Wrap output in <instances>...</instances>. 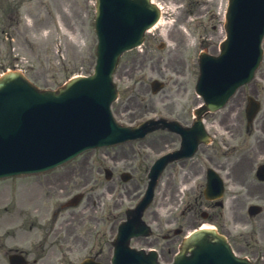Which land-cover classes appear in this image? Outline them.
Wrapping results in <instances>:
<instances>
[{"label":"rangeland","instance_id":"rangeland-1","mask_svg":"<svg viewBox=\"0 0 264 264\" xmlns=\"http://www.w3.org/2000/svg\"><path fill=\"white\" fill-rule=\"evenodd\" d=\"M77 3L74 8L73 5L68 7L64 0H0V70L2 67L18 65L37 83L48 86L61 83L70 72H88L92 66L96 40L86 0H77ZM223 5V0H218V12ZM63 11L73 15L72 18L65 17ZM164 26L165 30L160 33V29V34L155 30L147 34L152 43L149 41L142 49L133 50L121 58L115 75L121 95L113 104L114 110L127 104L130 110L125 114H175L184 108L185 113H188L199 102L193 93V84L197 74L196 56L201 46L205 45L199 41L200 28L187 25L189 34L184 36L180 45L177 43L180 36H168V27ZM221 38L219 30L217 35L215 33L209 39L207 45L210 52L218 51ZM161 41L165 46L158 49ZM134 59L135 69H131ZM154 77L167 82L165 89L157 94H151L149 89V81ZM130 85L134 86L133 90L126 88ZM229 107L207 117L211 127L224 135H227L226 127L234 129L229 125V122L234 124V114H225ZM223 120L225 126L220 123ZM147 143H150V139ZM118 149L102 151L113 154ZM100 153L96 150L80 158L99 159ZM200 156L193 159L197 160ZM230 160L234 163V153ZM225 161L227 163L226 158ZM183 170H187V167ZM229 171V167L224 169V172ZM164 186L163 179L157 188L158 197Z\"/></svg>","mask_w":264,"mask_h":264},{"label":"water","instance_id":"water-1","mask_svg":"<svg viewBox=\"0 0 264 264\" xmlns=\"http://www.w3.org/2000/svg\"><path fill=\"white\" fill-rule=\"evenodd\" d=\"M248 0H238L237 4L234 6V9L238 10V9H243L246 7ZM131 3H133L135 6H137L138 8L142 9L144 12L149 13L150 15H152L153 13V9L152 7H150L147 4L146 0H133L131 1ZM131 7V5L127 2H122L118 5L117 10L116 11H125L127 8ZM231 8L233 9V6H231ZM252 21L248 18H241L238 20V22H240L241 24L246 25L243 31V37L239 40L240 41V45L243 47H248L252 50V52H256L257 51V46H258V41L259 38L262 34V32L264 31V0H257V4H256V9L255 12L253 14V18H251ZM147 20V19H146ZM113 23V17H111V20L109 22L110 25H112ZM237 23V22H236ZM234 23L233 26L230 27V31L232 30V32H234V35L237 33V29H238V25ZM139 32H137L135 34V37L139 36ZM118 35V34H116ZM115 34H113V32L111 30L107 31V35L105 36V41H109L113 38L116 37ZM123 35V34H122ZM101 40L104 39V35L101 34L100 35ZM230 41H228L225 46L229 45ZM226 46V47H227ZM258 53V51H257ZM257 53L255 54L257 56ZM229 54H233L232 50L230 49H226L224 52V56L222 58H219V60L217 61V69L221 70V67L224 63V60L226 58V55ZM112 63L113 61H110L108 63V65L105 66H98L97 68V75L90 77V78H82V79H77L74 82H72L64 91L61 92L60 95L55 96L52 94H36L32 89H30L21 78H19L18 76H9L6 80L1 81L0 82V106L4 103L5 100H7V98L16 95L17 97L19 96L18 94L12 93L11 89L9 88L10 86L7 85L8 81L14 79L16 83L20 84L18 87H20V90H24L26 93L32 95L34 98L38 99V102H34L33 106H32V110H31V115L33 116V118H35L36 120H41L43 118V112L44 109L46 107H52L57 105L60 101H62V99L66 98V97H73V98H78L77 94L78 93H90V95H84L82 96V98H94V103L96 105H99L101 103H103V99H106V102L111 98V94H112V89L111 86L109 84L108 81L110 79V71H111V67H112ZM225 68L220 72V70H217L216 73L213 70V68L210 69V64L208 62H206L205 64V71L204 72H208L210 71V74H205V76H208V80H211L212 82H216L217 84V94L214 95V99H219L220 96H224L225 93L227 91H229L228 85L229 83H231L232 85L234 82V64L231 66H225L223 65ZM210 69V70H209ZM236 69V68H235ZM229 76V77H228ZM216 80V81H214ZM220 82V83H219ZM221 87L222 90L218 91L219 88ZM16 89V88H13ZM81 91V92H79ZM222 92V93H221ZM102 94H104V97L102 96ZM202 94L204 96L205 92L202 91ZM89 113L90 116L89 121L93 124V129L97 127L96 123L100 122L101 118H102V114H105V108H101L99 114H94L93 111H90ZM38 132V129L35 128L29 135H34ZM90 133H88L87 135H85L86 137L89 135ZM29 135L27 136H20V135H15L12 136V146L14 148V152H16V150H22L25 151L27 150L29 147H31V144L29 142ZM85 136L79 137L77 140H80L82 138H84ZM109 136H104V135H100L98 137V140L103 141V142H107V140H109L108 138ZM113 138V137H112ZM114 139V138H113ZM11 153L13 154V152L11 151ZM157 166H155L154 169H156ZM154 176V174H153ZM205 240L203 235H196L195 239H193V243L195 246L199 245V246H204L205 245ZM211 243H220L224 249L221 251H219L218 255L215 256V258L213 259V264H247V262H245V260H241L238 261L234 258H232L229 254V252L226 250L225 251V247L226 245L224 244V242L222 240H219L216 238L215 241H212ZM224 254L220 255V254ZM195 263V262H194ZM198 262H196L195 264H197ZM202 264H206V262L202 261ZM212 264V263H210Z\"/></svg>","mask_w":264,"mask_h":264},{"label":"flooded vegetation","instance_id":"flooded-vegetation-1","mask_svg":"<svg viewBox=\"0 0 264 264\" xmlns=\"http://www.w3.org/2000/svg\"><path fill=\"white\" fill-rule=\"evenodd\" d=\"M242 124V120L239 121ZM258 129L262 127L264 129V123L259 121L257 124ZM262 153H264V144L261 148H259ZM251 162L250 163H235L234 164V180L238 183L243 185V190L238 192L235 196V207H234V214L238 216V211L241 205L243 204V200L245 198H257V199H264V185H261V181L258 182H251L248 181L247 177L250 176L251 173ZM242 202V203H241Z\"/></svg>","mask_w":264,"mask_h":264}]
</instances>
